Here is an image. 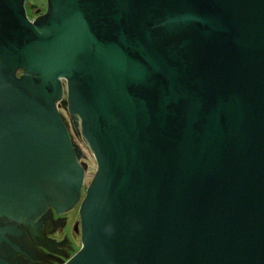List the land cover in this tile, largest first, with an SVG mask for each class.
Masks as SVG:
<instances>
[{
    "label": "water",
    "instance_id": "1",
    "mask_svg": "<svg viewBox=\"0 0 264 264\" xmlns=\"http://www.w3.org/2000/svg\"><path fill=\"white\" fill-rule=\"evenodd\" d=\"M25 1L0 0V218L81 201L62 107L97 164L66 264H264V0Z\"/></svg>",
    "mask_w": 264,
    "mask_h": 264
},
{
    "label": "flooded vegetation",
    "instance_id": "2",
    "mask_svg": "<svg viewBox=\"0 0 264 264\" xmlns=\"http://www.w3.org/2000/svg\"><path fill=\"white\" fill-rule=\"evenodd\" d=\"M34 9L40 10L36 6ZM45 12L40 10L36 17ZM26 13L29 18L27 8ZM36 17L29 19L34 21ZM82 158L83 153L79 157L85 169L81 201L65 213L50 207L30 226L7 217L0 218V258L11 264H66L81 250L84 230L80 207L89 186L86 162L81 161Z\"/></svg>",
    "mask_w": 264,
    "mask_h": 264
},
{
    "label": "rangeland",
    "instance_id": "3",
    "mask_svg": "<svg viewBox=\"0 0 264 264\" xmlns=\"http://www.w3.org/2000/svg\"><path fill=\"white\" fill-rule=\"evenodd\" d=\"M25 6L27 8L29 18L32 19L37 16V11L33 7L36 6V8L40 9L41 13H43L47 9V0H26ZM60 111H61L64 123L67 126L71 134L73 143L76 144L83 152V158L81 161L86 162V183L90 184V182L92 181L97 171V164H96L95 158L91 150L89 149V147L83 140L80 132H78L72 127L70 120H69L68 113L62 107H60Z\"/></svg>",
    "mask_w": 264,
    "mask_h": 264
},
{
    "label": "built area",
    "instance_id": "4",
    "mask_svg": "<svg viewBox=\"0 0 264 264\" xmlns=\"http://www.w3.org/2000/svg\"><path fill=\"white\" fill-rule=\"evenodd\" d=\"M65 111L68 113L69 115V120H70V123L72 125V127L77 130L78 132H80L81 134V118L78 116V115H71L67 109H65Z\"/></svg>",
    "mask_w": 264,
    "mask_h": 264
},
{
    "label": "bare ground",
    "instance_id": "5",
    "mask_svg": "<svg viewBox=\"0 0 264 264\" xmlns=\"http://www.w3.org/2000/svg\"><path fill=\"white\" fill-rule=\"evenodd\" d=\"M84 141H85V139H84ZM86 143V142H85Z\"/></svg>",
    "mask_w": 264,
    "mask_h": 264
}]
</instances>
